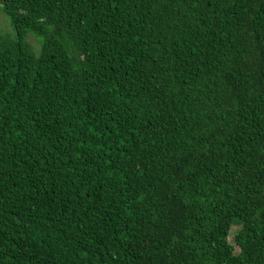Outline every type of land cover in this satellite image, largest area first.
Returning <instances> with one entry per match:
<instances>
[{"label":"trees","instance_id":"trees-1","mask_svg":"<svg viewBox=\"0 0 264 264\" xmlns=\"http://www.w3.org/2000/svg\"><path fill=\"white\" fill-rule=\"evenodd\" d=\"M2 12L0 264H264V0Z\"/></svg>","mask_w":264,"mask_h":264},{"label":"rangeland","instance_id":"rangeland-1","mask_svg":"<svg viewBox=\"0 0 264 264\" xmlns=\"http://www.w3.org/2000/svg\"><path fill=\"white\" fill-rule=\"evenodd\" d=\"M0 33L5 36L15 37V30L13 29L8 16L3 12L0 13ZM27 40L31 43L33 51L36 54H40L42 49L40 38L30 32L27 36Z\"/></svg>","mask_w":264,"mask_h":264}]
</instances>
